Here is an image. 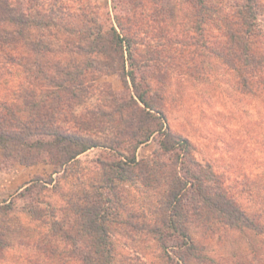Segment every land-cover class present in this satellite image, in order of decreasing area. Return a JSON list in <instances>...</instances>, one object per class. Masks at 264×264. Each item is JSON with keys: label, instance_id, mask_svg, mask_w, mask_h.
I'll return each mask as SVG.
<instances>
[{"label": "rangeland", "instance_id": "rangeland-1", "mask_svg": "<svg viewBox=\"0 0 264 264\" xmlns=\"http://www.w3.org/2000/svg\"><path fill=\"white\" fill-rule=\"evenodd\" d=\"M139 1V6L129 3L126 7L131 8V16L135 18L126 30L131 36L137 70L146 77L140 89H144L147 82L150 96H153L155 91H159V79L163 80L164 90L160 91L164 96L163 110L169 130L190 141L192 156L204 165L208 163L224 177V184L244 209L264 212V91L256 83L252 84L253 89L258 88L254 94L248 93L240 84L237 88L235 72L219 63L213 53V49L219 46L222 54L230 55L225 29L213 14L197 30L191 13L197 6L196 0ZM204 1L219 10L223 6L220 18L231 17L235 7L252 5L251 0ZM253 1L256 16L252 38L259 41L260 51L264 52V0ZM19 2L25 9L29 4L31 6V14L26 10L24 15L29 14L32 20L46 24L43 28L33 27L30 35L31 38L41 39V44L50 49L38 54L37 62L33 54L25 52L20 57V65L6 64L0 71V102L5 101L7 105L20 109L18 116L24 120L28 113L21 107L19 96L23 89H29L28 80H34L32 86L36 99H42L56 90L49 78L62 77H59L57 67L70 69L73 77L80 79L82 84L78 87L69 82L68 91L62 92L64 96L70 94L67 96L71 108L59 110L57 123L66 131H81L97 143L80 154L72 162L73 167L68 164L65 171L54 166L45 155L37 157L34 162H23L18 154L5 156L0 150V205L11 202L14 206L12 212L0 215V221L11 217L15 232L23 226L27 230L20 232L27 238L36 239L48 229V225L29 215L26 201L19 195L32 181L43 187L39 190L38 205L48 211L50 205H63L62 194L76 183L77 177L88 180L93 176L91 167L94 161L99 156H107L103 145L111 144L114 150L126 156L134 155L137 160H150L154 154L160 155L161 150L158 138L154 137L157 132L135 147L136 139L145 135V129L156 125L155 120H149L141 131L135 128V119L130 121L131 110L135 106L131 102L121 103L131 94L129 80L126 85L117 70L95 67L98 59L77 50L71 51L68 46V43L85 42L83 32L86 27L94 26L95 21L103 31L108 27L109 18L115 23L116 13L126 21L128 10H122L123 0ZM199 52L203 54L196 55ZM170 55L176 56L175 59L170 61ZM38 62L41 63L40 70L46 73L37 71ZM125 66L126 70L130 67L128 63ZM39 73L36 78L34 74ZM138 105L143 107L140 102ZM72 117L85 121L92 117L96 125H75ZM180 171L183 174L184 168L180 167ZM248 184L252 187L248 188ZM124 187L136 206L145 204L146 198L152 195H147L136 185L125 184ZM213 232L206 234L198 223L189 225L198 258L184 252L185 261H178L176 247H169L168 263L153 240L135 239L116 232L113 241L117 252L115 263L264 264V232L230 229L220 224L213 225ZM7 239L10 245L4 248L0 264H32L30 258L34 257V248L21 245L18 236L9 234ZM171 243H174L173 240L167 242Z\"/></svg>", "mask_w": 264, "mask_h": 264}, {"label": "trees", "instance_id": "trees-1", "mask_svg": "<svg viewBox=\"0 0 264 264\" xmlns=\"http://www.w3.org/2000/svg\"><path fill=\"white\" fill-rule=\"evenodd\" d=\"M251 1L252 5L235 7L231 17L220 18L219 12L223 6L219 10L204 0H196L197 6L191 13L197 30L210 16L216 15L225 29L230 55L222 54L219 46L213 49V53L219 63L235 72L237 88L240 84L248 93L254 94L258 88L253 89V83L260 85L261 91H264V52L260 51L259 41L252 38L256 11L254 1ZM123 3L122 10H126L129 3L139 6L141 1L123 0ZM26 10L31 14L30 4L25 9L19 0H0V71L7 63L20 65V57L25 52L33 54L37 62V55L50 49L41 44V39L31 38L30 30L33 27L43 28L46 24L32 20L29 14L24 15ZM127 10L126 21L116 13L115 23L109 18L105 31L95 21L94 26L86 27L83 32L85 42L68 43V46L71 51L77 50L98 59L95 67L117 70L126 85L129 80L131 94L121 103L131 102L135 106L131 110L130 121L135 119L137 130H141L149 120H155L156 125L145 129V135L136 139L135 147L157 132L154 137L158 138L161 154H154L150 160H137L134 155L126 156L114 150L111 144L103 145L109 151L105 150L106 157L99 156L94 161L91 167L93 176L88 180L77 177L76 183L62 194L63 205H50L48 211L38 205L39 190L43 187L32 181L19 195L25 199L29 215L47 224L48 229L36 239L27 238L26 234L20 232L26 231V227L20 226L19 231L15 232L11 225L12 218H3L0 221V258L4 248L10 245L7 239L9 234L18 236L21 245L34 248L35 258H30L32 264H116L117 252L113 242L116 232L135 239L153 240L167 263L169 247H176L178 261L183 262L184 252L198 258L199 254L195 252L197 246L189 233V225L193 223H198L206 234L214 233V224L230 229L264 232V212L244 209L229 192L224 177L208 163L204 165L198 162L192 156L190 141L174 134L166 126L164 96L160 91L164 90V81L159 79V91H155L153 96H150L147 82L145 88L140 89L146 77L137 70L138 65L134 62L131 36L126 29L135 22V18L131 16V8ZM202 54L199 52L196 55ZM172 55L170 61L176 57ZM126 63L130 66L128 70ZM54 65L57 67V64ZM36 66L38 72L46 73L40 70L41 63H36ZM57 68L61 78L48 76L56 90L42 99H36L32 86L34 80H28L29 89H23L19 96L21 107L28 113L24 120L18 116L20 109L7 105L5 101L0 102V150L5 156L18 154L23 162H34L37 157L45 155L54 166L65 171L68 164L71 165L80 154L97 143L81 131H66L57 123L59 110L71 108L70 94L64 96L62 92L68 91L69 82L78 87L82 84L80 79L73 77L70 69ZM40 73L34 74L36 78ZM162 77L166 78L165 75ZM72 118L75 125H96L92 117L86 121ZM111 142L114 143L113 140ZM180 167L184 168L183 174ZM125 184L136 185L147 195H152L146 198L145 204L136 206ZM249 185L248 188H251ZM13 208L11 202L1 204L0 215H7ZM172 240L174 243L167 244Z\"/></svg>", "mask_w": 264, "mask_h": 264}]
</instances>
